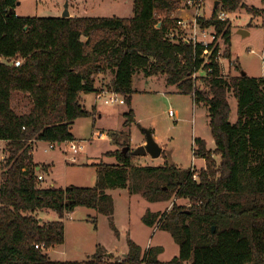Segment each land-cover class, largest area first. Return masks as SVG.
<instances>
[{
	"label": "trees",
	"instance_id": "1",
	"mask_svg": "<svg viewBox=\"0 0 264 264\" xmlns=\"http://www.w3.org/2000/svg\"><path fill=\"white\" fill-rule=\"evenodd\" d=\"M184 2L134 0V15L127 18L23 16L15 11L19 1L0 0V140L8 152L0 185V264H264V77L241 71L228 78L217 60L219 44L208 47L207 59L202 43L172 40L168 32L178 26L172 14ZM221 4L231 12L242 1ZM216 16L217 8L198 23L215 27L229 48L232 24ZM228 48L224 56L231 57ZM16 59L21 65L12 62ZM200 69L207 71L202 78L206 88L193 77ZM108 70L111 91L128 105L125 127L136 121L132 100L139 71L164 74L180 93L205 103L216 148L212 152L203 137H196L194 153L206 160V167L183 169L168 160L136 164V155L121 148L105 153L116 162L98 165L94 186H42L38 174L43 167L32 153L35 142L75 141L74 121L94 113L81 95L97 92L95 76ZM230 91L237 99L236 122L230 121ZM14 92L30 98L29 112L14 109ZM213 153L220 156L219 163ZM112 188H128L151 202L173 195L189 199L188 207L174 203L170 210H147L142 217L147 226L172 235L179 255L161 261L163 245L143 248L128 238L124 260H107L106 251L83 261L50 259L45 250L64 242L63 218L77 207L107 215L118 232L114 199L107 192ZM48 210L59 219L46 221L37 215Z\"/></svg>",
	"mask_w": 264,
	"mask_h": 264
},
{
	"label": "rangeland",
	"instance_id": "2",
	"mask_svg": "<svg viewBox=\"0 0 264 264\" xmlns=\"http://www.w3.org/2000/svg\"><path fill=\"white\" fill-rule=\"evenodd\" d=\"M17 1L20 4H17L15 11L23 16H59L63 14L67 2L76 15L74 17L129 18L134 15V0ZM216 1L203 0L202 6H199V13H202L203 17H211L214 7L218 8L221 5L220 0V4L215 6ZM241 1L242 5L230 12L231 47L228 48L221 36L217 37L221 41L222 73L228 78L238 76L241 71L250 77H264V3L262 0ZM243 4L254 7L256 11L248 10ZM182 13L186 14L182 15ZM196 13L195 8L186 7L182 3L172 14V18L185 20L186 25L194 24L193 17ZM160 25L159 22L158 26ZM209 29L214 31L213 27ZM241 29L248 34L240 33ZM179 35L180 39L186 37L190 39L193 32L187 27L181 30ZM227 48L231 51V57L224 56ZM205 73H207L206 69H200L193 75L200 88H206L202 79ZM95 77L96 83L100 85L98 93H104L106 89L111 90L112 74L109 70ZM134 88L136 91L133 94L132 104L136 121L130 127L124 126V112L128 111L126 103H106L105 98L96 99L98 93H84L81 95L82 102L86 109L94 113L76 119L72 124V132L76 137L75 141L83 143L85 148L74 153L69 141L54 147H51L48 141L35 142L33 157L43 167L40 172L45 177L41 181L42 186L47 187L52 184L62 188L71 184L94 186L98 177V165L116 162L115 157L105 153L125 146H130V149L134 150L139 146L138 142L141 143L146 138L147 129L152 131L156 141L163 146V152L158 158L137 155L134 159L136 164L160 165L168 160L169 163H174L183 169L191 168L199 171L206 167V160L197 157L194 150L196 137H203L212 152L216 148L210 127L208 106L205 103H195V97L193 98L191 94L180 93L177 86L169 85L164 74L146 76L143 71H139L134 76ZM110 96V93L107 94V98ZM228 96L232 106L230 121L236 122L237 99L233 91H230ZM12 101L14 109L18 112L25 113L31 109L30 98L24 93L14 92ZM171 110L173 114H170ZM5 147L6 142L0 141V185L3 180L2 162L8 153ZM212 156L217 163L220 162L218 154L213 153ZM108 192L114 199L113 221L118 232L111 226V219L107 215L100 214L93 208L77 207L63 218L64 242L45 250L50 259L83 261L90 259L98 251H106L107 255L104 258L107 260L122 259L123 249L129 247L128 238L134 239L144 246L143 248L149 245H163L165 251L159 257L162 261L171 260L179 255V245L172 235L158 226H147L142 217L147 210H170L174 203L188 207L189 199L173 195L169 199L151 202L141 194H131L128 188H112ZM37 215L46 221L59 219L58 214L52 210L39 211ZM105 245L115 251H109L110 248Z\"/></svg>",
	"mask_w": 264,
	"mask_h": 264
},
{
	"label": "built area",
	"instance_id": "3",
	"mask_svg": "<svg viewBox=\"0 0 264 264\" xmlns=\"http://www.w3.org/2000/svg\"><path fill=\"white\" fill-rule=\"evenodd\" d=\"M201 2H203V0H185L184 2V5L186 7H193L197 10V13H196V16L193 17L194 19V24H189V25H186V21L185 20H182V19H178L177 21V28L176 27H172L169 32H168V36L174 40V41H187V42H193L194 44L200 42L202 43L206 48L204 50V54L205 57L207 59H209V56L211 55V51L210 49L208 48L211 44H214V45H217L219 44L220 45V40L217 39L218 37V34L216 33L215 31V27L211 26L214 28V31H211V29H209L210 27H201L200 24L198 23V18L200 17H203L201 14L202 13H199V6L201 7L202 4ZM216 9V7H214V10ZM217 19L221 20V21H227L230 19V12L223 9L222 8V4L217 8ZM188 27V30L193 32V35L192 37L189 38H181L180 39V35H179V32L183 29H187ZM200 30H199V29ZM211 37V38H210ZM221 52L219 51V54L217 56V60L221 59ZM2 60V58H1ZM6 60V59H5ZM208 61V60H207ZM15 65L19 66L21 65V59H16L14 61H12ZM104 93H106V91L104 90L103 91ZM104 93H98V98H105V102L106 103H109V102H119V103H125L124 101V97H120L118 93L116 92H109L111 94V96L109 98H107L106 95H103ZM170 114H173V111L171 110L170 111ZM56 144L54 143H50V146L51 147H54ZM71 149L73 150L74 153H77L79 152L80 150H83L85 148L84 144L81 143V142H76V141H72L71 142ZM195 178H197V175H195ZM38 179L39 180H43L44 179V176L39 173L38 174ZM36 247H41L43 248V246H39V245H36Z\"/></svg>",
	"mask_w": 264,
	"mask_h": 264
},
{
	"label": "water",
	"instance_id": "4",
	"mask_svg": "<svg viewBox=\"0 0 264 264\" xmlns=\"http://www.w3.org/2000/svg\"><path fill=\"white\" fill-rule=\"evenodd\" d=\"M218 4H220V0H217L215 2V6H217ZM62 17H70L68 2L65 5V10L62 14ZM240 33H242L243 35L248 34V32L242 29L240 30ZM129 150H130V146H125L123 148L124 153H126ZM131 152L136 156L137 155H142V156L150 155L152 158H158L162 155L163 147L156 141L152 131L147 129L146 130V143L139 145L134 150H131ZM213 229H215V227Z\"/></svg>",
	"mask_w": 264,
	"mask_h": 264
},
{
	"label": "crops",
	"instance_id": "5",
	"mask_svg": "<svg viewBox=\"0 0 264 264\" xmlns=\"http://www.w3.org/2000/svg\"><path fill=\"white\" fill-rule=\"evenodd\" d=\"M69 11H70V16H72V17H74V16H76L74 13H73V11L71 10V7L69 6ZM186 13H182V15H185ZM59 16H62V14L61 15H59ZM2 60H5L4 58H2ZM96 86L98 87V88H100V85L99 84H97L96 83ZM106 91V93H104L103 95H106L107 96V94H109V92H111V90H105ZM96 93H98V92H95V94ZM120 97H122L121 95H119ZM96 99H102V98H98L97 96H96ZM13 102V101H12ZM19 102L21 103V101L19 100ZM13 106V105H12ZM102 133V132H101ZM1 141V140H0ZM142 141V140H141ZM4 142V141H3ZM144 143H146V138L140 143V142H138V145H140V144H144ZM162 146V145H161ZM163 147V146H162ZM32 153H33V151H32ZM34 155V154H33ZM34 158V157H33ZM73 160H75L74 158H73ZM34 162L35 163H38V162H36L35 160H34ZM112 164V163H111ZM48 167V169H49V166H47ZM41 173V172H40ZM45 178V177H44ZM44 180V179H43ZM42 181V180H41ZM52 186H53V184H52ZM109 190V189H108ZM108 190H107V192H108ZM109 193V192H108ZM114 223H115V221H114ZM150 227V226H149ZM137 242V241H136ZM101 243V242H100ZM103 244V243H102ZM140 244V243H139ZM141 245V244H140ZM106 246V245H105ZM142 246V245H141ZM149 246H151V245H149ZM148 246V247H149ZM107 248H110V247H108V246H106ZM142 247H144V246H142ZM116 249V248H115ZM128 249H129V247L127 248V249H123V258L122 259H119V260H124L125 258H126V254L128 253ZM164 249H165V247H164ZM109 251H115L114 249H112V248H110V249H108ZM165 251V250H164ZM177 256V255H176ZM160 257V256H159ZM160 259V258H159ZM161 260V259H160ZM162 261V260H161ZM166 261H168V260H166Z\"/></svg>",
	"mask_w": 264,
	"mask_h": 264
},
{
	"label": "flooded vegetation",
	"instance_id": "6",
	"mask_svg": "<svg viewBox=\"0 0 264 264\" xmlns=\"http://www.w3.org/2000/svg\"><path fill=\"white\" fill-rule=\"evenodd\" d=\"M131 150V149H130Z\"/></svg>",
	"mask_w": 264,
	"mask_h": 264
}]
</instances>
